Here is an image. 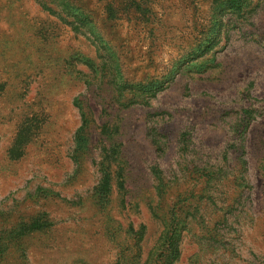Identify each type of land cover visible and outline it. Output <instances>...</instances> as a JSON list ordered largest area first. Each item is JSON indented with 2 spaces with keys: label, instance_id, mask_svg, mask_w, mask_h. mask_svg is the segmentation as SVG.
<instances>
[{
  "label": "rangeland",
  "instance_id": "374dc122",
  "mask_svg": "<svg viewBox=\"0 0 264 264\" xmlns=\"http://www.w3.org/2000/svg\"><path fill=\"white\" fill-rule=\"evenodd\" d=\"M0 264H264V0H0Z\"/></svg>",
  "mask_w": 264,
  "mask_h": 264
},
{
  "label": "trees",
  "instance_id": "16d2710c",
  "mask_svg": "<svg viewBox=\"0 0 264 264\" xmlns=\"http://www.w3.org/2000/svg\"><path fill=\"white\" fill-rule=\"evenodd\" d=\"M105 179H107V176H106V178Z\"/></svg>",
  "mask_w": 264,
  "mask_h": 264
}]
</instances>
